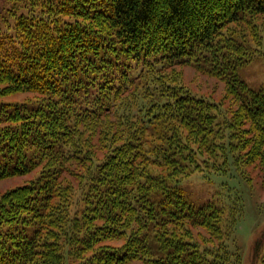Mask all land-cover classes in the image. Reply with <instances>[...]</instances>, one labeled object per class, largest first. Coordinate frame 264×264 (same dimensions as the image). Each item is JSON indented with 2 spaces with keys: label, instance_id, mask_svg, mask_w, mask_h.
<instances>
[{
  "label": "trees",
  "instance_id": "obj_1",
  "mask_svg": "<svg viewBox=\"0 0 264 264\" xmlns=\"http://www.w3.org/2000/svg\"><path fill=\"white\" fill-rule=\"evenodd\" d=\"M264 0H5L0 10V264H242L241 198L193 172H259ZM218 79L196 94L183 69ZM247 169V171H246ZM252 264H264V233Z\"/></svg>",
  "mask_w": 264,
  "mask_h": 264
},
{
  "label": "rangeland",
  "instance_id": "obj_2",
  "mask_svg": "<svg viewBox=\"0 0 264 264\" xmlns=\"http://www.w3.org/2000/svg\"><path fill=\"white\" fill-rule=\"evenodd\" d=\"M5 0H0V10ZM184 78L192 91L199 95L214 96L216 99L224 96V84L218 79L198 73L193 68L183 69ZM241 77L251 87L258 88L264 84V58L258 57L240 68ZM1 100H27L35 103L36 95L31 93H16L0 98ZM249 176L245 178L242 173L232 168L229 172L219 174L209 170L196 171L186 180V185L192 191L193 196L202 200L215 194L219 196L223 205L230 209L236 206L239 198L244 206V215L240 220L237 231L231 243L237 245L242 253V264H252L253 247L257 238L264 233V185L259 172L249 167ZM247 171V169H246ZM34 173L11 177L0 180V193L21 185L29 180Z\"/></svg>",
  "mask_w": 264,
  "mask_h": 264
}]
</instances>
